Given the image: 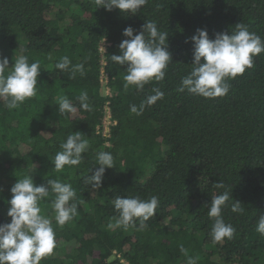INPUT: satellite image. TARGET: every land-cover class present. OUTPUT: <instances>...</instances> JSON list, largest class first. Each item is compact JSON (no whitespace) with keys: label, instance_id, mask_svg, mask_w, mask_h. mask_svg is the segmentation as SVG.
Here are the masks:
<instances>
[{"label":"trees","instance_id":"obj_1","mask_svg":"<svg viewBox=\"0 0 264 264\" xmlns=\"http://www.w3.org/2000/svg\"><path fill=\"white\" fill-rule=\"evenodd\" d=\"M147 20L168 33L171 54L165 78L150 81L139 90L124 89L127 65L111 60L120 54L123 30L136 32ZM243 23L264 39V0H148L133 15L116 8L107 11L95 0H0V56L9 68L19 55L29 63L39 61L36 94L9 110L0 98V224L10 222L7 211L11 187L30 175L36 185L59 178L76 191L77 215L63 227L55 222L53 194L39 202L41 214L52 220L56 246L39 264H264V235L256 231L264 215V52L253 57L251 68L229 79L225 96L205 98L178 91L193 65L190 38L197 29L235 30ZM107 38V83L102 82L99 46ZM67 55L72 65L84 63L85 74L56 69ZM159 88L164 97L145 107L141 115L130 112ZM87 91L90 111L77 97ZM66 96L75 113L59 112L57 98ZM110 106V136L102 125ZM79 131L89 141L77 166L54 170V159L67 137ZM113 155L102 187L85 183L99 167L96 154ZM92 170V172H91ZM223 182L224 188L215 183ZM229 191L222 209L226 223L235 228L231 240L211 239L214 218L208 216L212 195ZM158 197L155 214L140 228L137 218L127 228H108L119 213L111 201L117 196ZM234 200L243 213L233 212Z\"/></svg>","mask_w":264,"mask_h":264},{"label":"clouds","instance_id":"obj_2","mask_svg":"<svg viewBox=\"0 0 264 264\" xmlns=\"http://www.w3.org/2000/svg\"><path fill=\"white\" fill-rule=\"evenodd\" d=\"M148 0H95L97 7L103 6L107 11L120 9L125 13L135 15ZM235 30L217 32L215 38H210L207 29H197L190 38L193 48V67L188 75L181 80L178 91L216 98L225 96L229 91V79H235L243 74L246 68H251L253 57L264 52V39L256 33L250 32L243 23L235 25ZM138 33L132 26L123 30V39L119 44L120 54H112L111 60L119 65H127L126 74L123 76L124 89L130 86L144 89L150 81H161L165 78V69L171 60L167 49L168 33L158 30L154 21L147 20ZM7 57L0 56V98L5 99L6 107L11 110L17 108L27 98L36 94L37 77L40 74V62L29 63L26 55H19L11 71ZM55 68L70 73V78H75L76 73L85 74L84 63L71 64L67 55L62 56L55 64ZM154 94L148 95L139 107L130 106V112L141 115L145 107L154 105L164 97V93L153 87ZM80 107L85 111L91 110L88 103L87 91H81L77 97ZM59 112L63 115L77 111L73 103L66 97L57 98ZM52 159L54 170L60 172L65 165L77 166L82 161V153L89 147V141L83 134L76 131L67 137L60 145ZM95 172L85 177V183L93 190L102 187V181L107 168L115 166L111 153L100 151L96 154ZM92 172V170H91ZM216 188H224L223 182L215 183ZM12 196L7 201L10 205L7 216L10 222L0 224V264H39L46 256L52 254L55 246V231L52 220L41 214L39 202L53 194L52 209L55 213V222L63 227L77 215V204L70 203L76 198V191L70 183L62 182L59 178L48 179L47 184L36 185L32 176L25 175L19 178L10 189ZM233 199L229 191L212 195L208 216L214 218L211 225L210 236L213 242L221 243L225 238L231 240L235 228L226 223L222 216V209L227 202ZM111 203L119 213L115 224L109 223L108 228L134 225L136 219L140 221V228L145 227V222L155 214L158 207V197L152 196L144 200L139 196L117 195ZM231 210L243 213L241 202L234 200ZM256 231L264 235V215L258 219ZM180 251L187 257L186 264H197L198 257L188 255L187 250L180 246Z\"/></svg>","mask_w":264,"mask_h":264},{"label":"built area","instance_id":"obj_3","mask_svg":"<svg viewBox=\"0 0 264 264\" xmlns=\"http://www.w3.org/2000/svg\"><path fill=\"white\" fill-rule=\"evenodd\" d=\"M111 45V43L108 41L107 38H104L99 46V50H100V55H101V63H102V82L104 84V87H106V93L110 94L111 90L108 87L107 83L109 82V76L108 73L106 72L105 66L107 64V60H106V53L108 51V47ZM110 106L107 105V114L105 116L103 125H102V133L104 135H106L107 137L110 136V130H111V125L113 124V119H112V114H111V110ZM123 261L126 263V261L123 259Z\"/></svg>","mask_w":264,"mask_h":264},{"label":"rangeland","instance_id":"obj_4","mask_svg":"<svg viewBox=\"0 0 264 264\" xmlns=\"http://www.w3.org/2000/svg\"><path fill=\"white\" fill-rule=\"evenodd\" d=\"M125 264H128V262H126Z\"/></svg>","mask_w":264,"mask_h":264}]
</instances>
